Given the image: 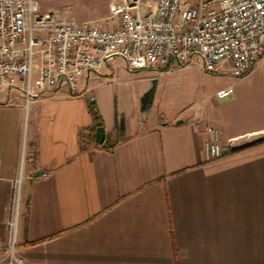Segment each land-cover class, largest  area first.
Returning a JSON list of instances; mask_svg holds the SVG:
<instances>
[{
    "label": "crops",
    "instance_id": "1",
    "mask_svg": "<svg viewBox=\"0 0 264 264\" xmlns=\"http://www.w3.org/2000/svg\"><path fill=\"white\" fill-rule=\"evenodd\" d=\"M93 72L77 94L53 88L26 100L0 88V256L21 173L14 253L24 264H264V137L214 158L204 146L206 125L223 144L264 130V114L239 125L198 106L150 114V93L145 115L114 131L90 99ZM91 103L103 144L89 136Z\"/></svg>",
    "mask_w": 264,
    "mask_h": 264
},
{
    "label": "built area",
    "instance_id": "2",
    "mask_svg": "<svg viewBox=\"0 0 264 264\" xmlns=\"http://www.w3.org/2000/svg\"><path fill=\"white\" fill-rule=\"evenodd\" d=\"M109 11L108 25L82 24L41 10L38 0H0V88H18L26 100L53 88L77 94L82 74L111 58L162 69L196 57L206 71L228 64L241 78L264 56V0H109ZM205 132L208 158L264 137L260 130L221 144L217 128L206 125ZM16 226L11 213L0 264H24L14 253Z\"/></svg>",
    "mask_w": 264,
    "mask_h": 264
},
{
    "label": "rangeland",
    "instance_id": "3",
    "mask_svg": "<svg viewBox=\"0 0 264 264\" xmlns=\"http://www.w3.org/2000/svg\"><path fill=\"white\" fill-rule=\"evenodd\" d=\"M38 3L41 10L53 11L76 23L109 24L108 0H38ZM153 70L152 74L130 73L120 58H111L90 76V99L102 101L105 122L114 131H128L129 124L145 115L140 98L150 93V114L159 111L168 116L176 109L198 106L213 116L222 114L224 120L238 125L258 121V116L264 114V56L241 78L230 73L228 64L218 71H206L196 57L183 66ZM226 87L230 88L229 95L217 97V91ZM19 175L11 194L12 213L22 195Z\"/></svg>",
    "mask_w": 264,
    "mask_h": 264
},
{
    "label": "trees",
    "instance_id": "4",
    "mask_svg": "<svg viewBox=\"0 0 264 264\" xmlns=\"http://www.w3.org/2000/svg\"><path fill=\"white\" fill-rule=\"evenodd\" d=\"M89 113H90L91 120H92V125H91L90 130H89V136H92L95 128L97 126L102 125V119H101V116H100L96 106L93 103L89 104Z\"/></svg>",
    "mask_w": 264,
    "mask_h": 264
},
{
    "label": "water",
    "instance_id": "5",
    "mask_svg": "<svg viewBox=\"0 0 264 264\" xmlns=\"http://www.w3.org/2000/svg\"><path fill=\"white\" fill-rule=\"evenodd\" d=\"M93 139L97 144H103L104 143V128L102 125L97 126L94 130V134H93ZM227 151V149H225L222 152Z\"/></svg>",
    "mask_w": 264,
    "mask_h": 264
},
{
    "label": "bare ground",
    "instance_id": "6",
    "mask_svg": "<svg viewBox=\"0 0 264 264\" xmlns=\"http://www.w3.org/2000/svg\"><path fill=\"white\" fill-rule=\"evenodd\" d=\"M17 200V199H16ZM18 203V202H17ZM13 206V205H12ZM12 208V207H11ZM17 212V206H16V204H15V206L13 207V216H14V214ZM11 213H12V211H11Z\"/></svg>",
    "mask_w": 264,
    "mask_h": 264
}]
</instances>
